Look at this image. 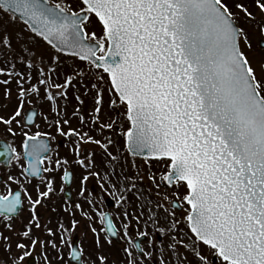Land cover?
Segmentation results:
<instances>
[{
	"label": "snow or ice",
	"instance_id": "6c2138e0",
	"mask_svg": "<svg viewBox=\"0 0 264 264\" xmlns=\"http://www.w3.org/2000/svg\"><path fill=\"white\" fill-rule=\"evenodd\" d=\"M76 2L79 11L70 13L60 3L52 7L46 0H0V10L27 16L39 29L37 35L57 51L71 49L72 56L101 70L97 80L104 81L107 75L108 91L115 97L110 107L119 103L125 108L124 136L130 150L150 153L149 159L165 167L162 181L186 189L183 201L188 206L193 251L199 243L224 264H264V61L258 74L247 55L248 33L236 23L228 0ZM234 3L246 18H253L242 3ZM254 3L264 15V0ZM93 19L102 30L99 37L85 30ZM260 30L264 34V27ZM10 46L9 37L0 34V47ZM9 75L20 76L21 103L9 119L0 117V123H20L18 117L30 123L36 114H23V98L39 94L40 89L35 84L25 88L21 81L29 77ZM39 76L49 101L55 96L48 88L67 89L72 84L69 77L63 85H50L43 70ZM8 83L0 80V85ZM92 87L97 89L93 111L98 122L102 90ZM111 126L99 125L101 130ZM24 136L26 148L46 150L28 144L36 136ZM81 139L101 143L87 133ZM39 173L33 165L32 174ZM49 191L50 184L33 205ZM5 200L0 196V212L14 213L19 193ZM23 235L31 240L28 231ZM38 243L31 240V247ZM16 247L22 253L16 258L18 264H26L32 255L30 246L17 243ZM196 255L200 264H208L207 257Z\"/></svg>",
	"mask_w": 264,
	"mask_h": 264
},
{
	"label": "rangeland",
	"instance_id": "374dc122",
	"mask_svg": "<svg viewBox=\"0 0 264 264\" xmlns=\"http://www.w3.org/2000/svg\"><path fill=\"white\" fill-rule=\"evenodd\" d=\"M47 1L53 6L60 3L69 13L79 11L76 0ZM228 2L236 12V23L248 33L251 49L247 50V55L259 74L260 63L264 61V48L259 45L260 40L264 42V34L260 30L264 27V15L254 0H236L252 12V19L235 8L234 0ZM10 17L0 10V34L7 35L11 42L10 47H0V70L4 73L0 80L9 81L0 85V117L9 119L21 103L17 85L20 76L9 73L29 77L27 82L21 81L25 88L35 84L40 93L23 98V114L28 108H35L39 113L33 127H25L19 117L20 123H0V139L7 141L14 152L9 166L0 167V192L3 194L17 188L23 193L20 214L11 219L0 218V264H18L16 258L22 253L17 249V243L30 246L28 250L32 255L26 258V264L32 258L35 259L34 264H57L59 261L62 262L60 264H69V250L75 237L82 253V264H153V260L157 264H200L197 252L208 258V264H224L207 246L197 243L193 251L190 237H194L186 220L188 206L183 201L186 189L169 186L162 181L166 171L162 164L131 156L126 151L124 132L128 122L125 108L119 103L110 107V100L115 97L108 91L107 75L104 74V81L97 80L95 77L102 74L101 70L78 57L56 51L42 38L32 34L21 21ZM85 30L95 32L98 37L102 32L94 19ZM25 49H31V53ZM29 64L33 67L30 68ZM40 70L44 71L50 85H63L69 77L72 84L67 89L48 88L47 91L55 96L54 101H49L45 86L38 83ZM94 84L102 90L103 96L98 122L93 111V98L97 92L92 87ZM80 119L85 121V126L81 136H76L78 141L69 133L77 131ZM100 124L112 126L101 130ZM24 133L49 139L51 152L42 164L44 175L40 181L23 179L13 185L14 174H23ZM84 133L99 140L100 145L85 143L81 139ZM78 161H83V164ZM65 170L72 171L74 175L71 187L73 203L62 198L64 185L61 179ZM49 180L52 181L49 182L52 187L50 202L34 206L38 187L48 184ZM106 197H111L117 204L114 210L108 211L116 217L115 225L119 223L123 228L119 234L122 241L119 247L110 244L104 233L102 214L107 211L104 205ZM174 200L179 203L180 210L171 206ZM127 210H130L129 219ZM37 223L40 227H36ZM25 231L29 232L31 240L40 242L34 248L31 240L24 237ZM140 235L149 239L142 245L144 258H140L132 248V240ZM152 246L156 249L155 254L151 251Z\"/></svg>",
	"mask_w": 264,
	"mask_h": 264
},
{
	"label": "water",
	"instance_id": "95a60500",
	"mask_svg": "<svg viewBox=\"0 0 264 264\" xmlns=\"http://www.w3.org/2000/svg\"><path fill=\"white\" fill-rule=\"evenodd\" d=\"M46 3L49 6L54 7L53 5L49 4V2L47 0H46ZM7 14H9L12 17H14L15 19L21 21L24 25L27 26L28 30L32 34L42 38L44 41H46L48 43V41L45 40L43 38V36L37 35V31H39V29L36 27L35 24H33V22L27 16H21L19 13H16V14L7 13ZM34 29H36V30H34ZM54 43H56V41H54ZM85 43L86 44H94L95 41L85 40ZM259 45H260L261 48H264V42L262 40H260ZM54 49L56 50V48H54ZM58 52L71 55L70 54L71 49H65L64 51H58ZM30 113H35L36 114V115H33L31 117V122L29 123V122H27V120H23V124L25 126H29V127H31V126H33L35 124L36 119L38 117L37 110L34 109V108H28L24 112V115L27 116ZM28 144L29 145L35 144L37 146H40L41 148L43 146H46V150H43V151H34L30 147L26 148L25 144H24V147H23V160L25 162V174L27 176L31 177V178L39 179L41 174H42L41 165H42L43 159L50 153V144H49L48 139H46V138H36L34 141H31V140L28 141ZM125 145H126L127 151L132 156L144 157V158H148L150 156V153H147V152L140 153V154H134L130 150L128 144L126 143V138H125ZM13 156H14V154H13V151L11 150L9 144L6 141H4V140H0V165L9 166L10 161L13 158ZM33 165L35 166L36 169L40 170L39 175H33L32 174ZM71 177H72L71 176V172L69 170H67L64 173V177H63V181H64V184H65V190L63 192V196L69 202H73V197H72L71 192H70ZM0 181H1V178H0ZM17 193H19V203H18V206L16 208V211L14 213H11V212H0V215L7 216V217H15V216H17L19 214V212H20V210L22 208V206H21V193L20 192L16 191V192L13 193L12 196L7 197L6 200H5V203H7V200L13 199L14 196ZM112 203H113L112 199L107 198L105 200L106 208H112ZM172 207L175 208V209H179V205L175 201L172 202ZM103 224H104L105 232H106L108 238L112 239V240H115L117 243H119L116 228H115V226H114V224H113V222L111 220V217H110L108 212L104 213V215H103ZM144 238H145L144 236H141V237L137 238L134 241V247L139 252H141L140 243L143 241ZM73 252L76 253V258L75 259L73 258ZM69 262L72 263V264H81V253L78 250V245H77V240L76 239H74L73 243H72V247H71V251H70V257H69ZM34 263H35V259H33V258L29 259L28 262H27V264H34Z\"/></svg>",
	"mask_w": 264,
	"mask_h": 264
},
{
	"label": "flooded vegetation",
	"instance_id": "af4514ba",
	"mask_svg": "<svg viewBox=\"0 0 264 264\" xmlns=\"http://www.w3.org/2000/svg\"><path fill=\"white\" fill-rule=\"evenodd\" d=\"M38 112V111H37ZM78 124H79V128H77V131H76V133H79L80 135H73V137L75 138L76 136H81V131L84 129V126H85V121L84 120H82V119H80L79 121H78ZM25 127H28V126H25ZM71 132H75V131H71ZM72 135V134H71ZM36 138H45V137H37L36 136ZM47 139V138H46ZM75 140H78L79 141V138H77L76 137V139ZM48 141H49V139H48ZM24 144H25V140H24V143H23V146H22V157H23V147H24ZM49 144H50V141H49ZM73 146H75V144L73 145ZM50 152H51V144H50ZM50 154V153H49ZM46 158V157H45ZM44 158V159H45ZM43 162H44V160H43ZM43 164V163H42ZM23 166H24V168H23V174H21V173H19V174H14V178H15V183H13V185H17L18 183L17 182H19V181H22L23 179L25 180V181H29V182H33V181H40V179L43 177V175H44V171H43V169H42V174H41V176H40V178L39 179H35V178H31V177H29V176H27L26 174H25V171H24V169H25V163H24V161H23ZM0 167H4V166H2V165H0ZM6 168V167H5ZM15 171H18V170H15ZM66 172V170L63 172V174H62V179H61V181H62V183H63V185H64V181H63V177H64V173ZM71 172V187H72V183H73V178H74V175H73V173H72V171H70ZM1 178V177H0ZM1 181H2V178H1ZM1 181H0V183H1ZM49 182L50 183H52V181L51 180H49L47 183L48 184H46V185H40L39 187H38V190H39V192L38 193H43V192H45V191H48V188H49ZM51 186V185H50ZM71 187H70V191H71ZM12 188V187H11ZM52 188V187H51ZM64 189H65V185H64ZM16 191H18V192H20L21 193V204H22V206H23V193L20 191V190H18L17 188H13V189H11L10 191H7L6 193H3V194H1V192H0V196H3V197H5V198H7V197H10V196H12L13 195V193L14 192H16ZM52 192V189H51V191H49L48 192V195L47 196H41V205H47L50 201L48 200V198H49V196H50V193ZM64 192V191H63ZM63 192H62V198H64V196H63ZM71 195H72V193H71ZM72 197H73V195H72ZM107 198H110V199H112L111 197H106L105 199H104V205H105V200L107 199ZM64 200H66L65 198H64ZM67 201V200H66ZM112 201H113V203H112V208H106L107 209V211H105L104 213H106V212H108L109 213V215H110V217H111V220H112V222H113V224H114V226H115V228H116V231H117V236H118V241H119V243H117L115 240H112V239H109L108 237H107V234H106V232H105V229H104V233H105V235H106V238L108 239V241L110 242V244H112V245H114V246H116V247H119L120 245H121V243H122V241H121V239H120V237H119V234L123 231V228L120 226V224L119 223H116V225H115V222H116V217H114L113 216V214L112 213H110L108 210H114L116 207H117V204H115V201L112 199ZM68 202V201H67ZM73 202H74V197H73ZM72 202V203H73ZM178 205H179V203H178ZM105 207H106V205H105ZM23 208H21V210H22ZM179 210H180V207H179ZM104 213L102 214V223H103V215H104ZM3 216H0V218H2ZM126 217H127V219H129V217H130V210H127V215H126ZM3 218H6V217H3ZM15 218V217H14ZM9 219H11V218H9ZM103 228H104V224H103ZM141 236H144L145 238L143 239V241L140 243V247H141V252H139V251H137L136 249H135V247H134V241L137 239V238H139V237H141ZM139 237H137V238H135V239H133L132 240V248L134 249V251L137 253V255L140 257V258H144L145 257V253H144V251H143V248H142V245L143 244H145V243H147L148 241H149V239H148V237L146 236V235H140ZM74 239H76L77 240V245H78V239L75 237V238H73V240ZM157 240L158 241H160L161 240V238L160 237H158L157 238ZM72 243H73V241H72ZM123 247H125V246H123ZM79 248V247H78ZM121 250L124 252L125 251V249L124 248H121ZM70 251L71 250H69V255H70ZM151 251H152V253H156V249H155V247L154 246H152L151 247ZM80 253H81V251H80ZM125 253V252H124ZM81 256H82V253H81ZM221 261H223V260H221ZM59 262H61V261H59ZM153 262V264H157V262L155 261V260H153L152 261ZM62 263V262H61ZM68 263H69V257H68ZM70 264V263H69Z\"/></svg>",
	"mask_w": 264,
	"mask_h": 264
},
{
	"label": "trees",
	"instance_id": "16d2710c",
	"mask_svg": "<svg viewBox=\"0 0 264 264\" xmlns=\"http://www.w3.org/2000/svg\"><path fill=\"white\" fill-rule=\"evenodd\" d=\"M57 264H60V262H59V263H57Z\"/></svg>",
	"mask_w": 264,
	"mask_h": 264
}]
</instances>
